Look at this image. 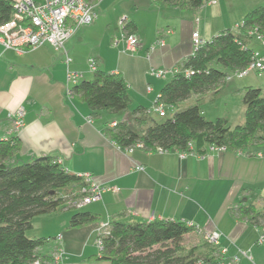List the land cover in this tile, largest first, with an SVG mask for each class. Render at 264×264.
Instances as JSON below:
<instances>
[{
	"label": "crops",
	"instance_id": "obj_1",
	"mask_svg": "<svg viewBox=\"0 0 264 264\" xmlns=\"http://www.w3.org/2000/svg\"><path fill=\"white\" fill-rule=\"evenodd\" d=\"M212 1L185 10L154 0H98L92 3L94 22L81 26L64 44L72 58L68 67L82 73L83 79H92L87 62L95 57L99 70L121 75L130 99L122 118L127 120L134 108H149L172 78H157L151 70L182 65L192 55L193 31L209 40L225 28L236 30L247 11L264 5V0ZM123 15L122 26L119 21ZM128 23L141 42L133 53L124 51L122 43H113L126 32L123 27ZM158 35L163 36L164 45L149 52V45ZM246 46L264 57V45L255 36L246 41ZM67 69L62 52L48 43L21 54L0 44V139L13 136L20 141L10 162L53 156L71 172H87L95 184L107 188L97 201L81 208L97 215L95 223L70 227L76 209L65 207L35 216L31 229L36 234L31 237L49 239L37 248L38 254H52L58 245L55 236L60 234L65 250L61 264H105L97 260L98 223L179 219L219 231L220 242L229 255H235L237 249L246 252L238 264H264V242L257 243L260 229L231 214L233 207L251 204L264 215V156H257L264 154V145L216 153L205 149L202 157L187 155L184 159L177 148L163 153L138 148L127 153L105 134L107 124L115 119L108 120L106 112L93 116L78 95H67ZM257 78L264 84V77L256 73L229 78L223 82L229 81L227 89L221 85L194 94L180 105L195 99L198 102L210 93L219 97L228 92L243 94L246 87H262ZM228 101L218 113L214 112L215 116L206 117L202 110L204 117H224L231 126L241 125L243 103L233 112ZM19 106L24 107V124L13 131L8 113ZM137 165L144 169L137 170ZM74 189L75 185L69 186L60 195ZM35 220L40 222L36 224Z\"/></svg>",
	"mask_w": 264,
	"mask_h": 264
},
{
	"label": "trees",
	"instance_id": "obj_2",
	"mask_svg": "<svg viewBox=\"0 0 264 264\" xmlns=\"http://www.w3.org/2000/svg\"><path fill=\"white\" fill-rule=\"evenodd\" d=\"M94 3L98 0H86ZM163 6L191 10L198 9L211 0H155ZM11 0H0V24L11 16ZM133 25H124L123 31L131 33ZM258 35L264 40V5L247 11L236 30L225 28L216 33L188 56L183 65L193 74L179 73L166 82L160 90L158 101L171 107L162 119L148 114V108L136 107L127 120L116 121L107 127L105 134L119 147L135 142L144 143V149L156 147L165 150L204 151L209 144L224 145L226 150L243 151L253 145H264V84L246 87L242 96L245 107L244 122L231 126L224 117L205 118L198 103L177 109V105L192 95H201L217 89L228 74L245 68L253 50L246 41ZM73 92L86 102L93 116L107 110L110 113L125 111L130 103L128 87L118 73L98 68L92 79H81L72 86ZM18 137L0 139V264H54L51 254H38L37 248L49 241L47 238L28 237L32 219L42 213L63 207L65 197L60 191L80 184V176L56 161L53 156H39L28 162H10L19 150ZM231 214L253 225L264 220V215L249 204L236 206ZM97 215L89 210L76 209L69 225L76 228L95 223ZM106 236L102 237L98 261L105 264H213L216 255L213 245L205 242L207 255L201 260L192 248L180 243L193 228L183 220L155 219L143 222L110 221ZM56 264V263H55Z\"/></svg>",
	"mask_w": 264,
	"mask_h": 264
},
{
	"label": "built area",
	"instance_id": "obj_3",
	"mask_svg": "<svg viewBox=\"0 0 264 264\" xmlns=\"http://www.w3.org/2000/svg\"><path fill=\"white\" fill-rule=\"evenodd\" d=\"M155 1V0H154ZM12 11L10 19L2 24H0V44L6 49H13L15 52L21 54L28 50H34L45 43H48L56 51L60 50L64 56V61L67 69V84L65 87L67 95L70 97L73 95L72 86L78 83L83 77L82 73L71 70L68 66L72 61L71 56L68 55L65 42L75 34L80 26L89 25L94 22L96 17V12L93 9L92 4L86 0H11ZM213 2L212 0L210 1ZM125 16L122 17V22L120 24L123 26ZM240 25V24H239ZM238 25V27H239ZM168 33L169 30H166ZM257 39L261 40L264 45V40L258 35L255 36ZM192 51H196L201 47L205 40L202 39L198 31H193L192 36ZM122 43L123 50L133 53L140 46L141 42L139 37L133 33L124 32L120 39H113V43ZM165 43L163 36L158 35L153 43L149 45V52L153 51L159 46H163ZM250 63L238 71H233L228 74L226 80L232 76H243L250 71L256 72L257 75H262L264 77V57L258 51H253L251 53ZM87 67L90 72H94L97 69V61L95 57L88 59ZM183 73L186 75L193 74L189 68L182 65H175L170 70L166 68L152 69L151 74L155 75L157 78L166 79L168 75L170 77ZM171 107L158 101V98L150 105L148 108V114H152L157 118H162L169 115ZM9 120L12 123L13 131H18L23 127L24 124V107L19 106L13 112L8 113ZM117 125L116 121H110L109 127H115ZM144 148V143L135 142L128 147H124V151L127 153L133 151L134 149ZM160 153L166 151L161 147H156L155 149ZM224 145L209 144L206 148V152H220L225 151ZM180 158L184 159L187 155L204 156L200 152H196L193 149V145L189 144V150L181 151L177 150ZM257 156H264L262 153H257ZM58 163L61 164L59 159H56ZM137 170H143L144 166H136ZM81 182L76 186V189L71 190L62 195L65 197L63 207L68 209H81L86 204L97 201L101 197V193L107 188L95 184L91 175L87 172L85 174L79 175ZM110 189H114L113 187ZM187 226H191L195 231H197L205 242L214 247V253L216 255L213 260V264H238L242 256H246V252L241 249H237L235 255H229L227 247L220 242L221 234L217 230L202 229L199 228L193 221H185ZM255 227L260 229V233L257 237V243L264 242V221L260 224L255 225ZM110 228L109 222H100L96 228L97 238L95 240V245L98 249H101L102 237L106 236ZM61 235L55 236L58 241V245L55 247L54 252L51 254V260L55 264H61L62 259L65 254V250L61 243ZM49 240V239H48ZM32 264H40L38 259H35ZM198 264H205L202 261H198Z\"/></svg>",
	"mask_w": 264,
	"mask_h": 264
},
{
	"label": "rangeland",
	"instance_id": "obj_4",
	"mask_svg": "<svg viewBox=\"0 0 264 264\" xmlns=\"http://www.w3.org/2000/svg\"><path fill=\"white\" fill-rule=\"evenodd\" d=\"M92 6H93V4H92ZM93 9H94V7H93ZM120 21H122V20H120ZM120 21H119V23H120ZM83 26H85V25H83ZM174 66H171L170 68L169 67L168 68L167 67H164V68L170 70ZM252 73H256V72L250 71L249 74L252 75ZM168 76H170V75H168ZM231 78L232 79H235L236 76H233ZM81 79H83V77H81ZM257 79H258V82H260L261 83V86H262L263 79H261V78H257ZM228 82L229 81H227L224 84H222L221 87H224V85H225L224 89H227L228 86H229ZM226 84H228V85H226ZM242 95L243 94L238 95V94H234V93L228 92L227 94H224V96L219 97V96L215 95L214 93H210V94H206V96H204L198 102L196 101V99L190 101L188 104L187 103L186 104L184 103V105H180V103H181L180 102L179 105H177V107L175 108V110H177V109H183L184 106H189V105H193L195 103H198L199 104V107H201L202 110H204V112L206 113L205 114L206 117L207 116H215V115H213V114H215L214 112L218 113L219 109L224 108L223 105H224L225 101L229 100L228 102H229V106H230V109H231L230 111L236 112L238 110V107L240 106V103L242 104V100H241L242 99ZM215 97H217V98H215ZM103 112L104 113L106 112L104 115L106 116V118L108 120L115 119V120L120 121L124 117V115L126 113V110L125 111H121V112H116V113H110L107 110H105ZM160 119H162V118H160ZM199 152L202 153V154H205L206 153L204 151H199ZM43 214L44 213H42V215ZM42 215H37V217L38 216H42ZM42 220H44V219H42ZM35 221H36V224H38L40 222V220H35ZM263 221L260 220L259 224L262 223ZM35 234H36V231L34 229L33 230L30 229V230L26 231V235L28 237H31V236H33ZM180 243L186 249L185 252L189 251L192 248L196 249L195 254H196L197 258H199V260H201L204 256H206L208 254L207 253V247H206V244H205L204 239L194 229H192L191 231H189V233L183 237V239H182V241Z\"/></svg>",
	"mask_w": 264,
	"mask_h": 264
}]
</instances>
